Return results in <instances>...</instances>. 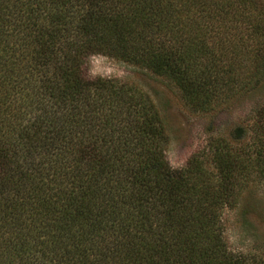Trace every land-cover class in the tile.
I'll return each mask as SVG.
<instances>
[{"label":"trees","instance_id":"obj_1","mask_svg":"<svg viewBox=\"0 0 264 264\" xmlns=\"http://www.w3.org/2000/svg\"><path fill=\"white\" fill-rule=\"evenodd\" d=\"M251 8L0 0V264H262L228 251L221 213L253 175L264 182V106L249 145L213 139L210 167L194 155L173 170L151 100L83 70L92 56L143 69L206 113L264 82V16Z\"/></svg>","mask_w":264,"mask_h":264},{"label":"rangeland","instance_id":"obj_2","mask_svg":"<svg viewBox=\"0 0 264 264\" xmlns=\"http://www.w3.org/2000/svg\"><path fill=\"white\" fill-rule=\"evenodd\" d=\"M254 1L256 11L251 8L252 16H264V0ZM241 32L248 38V33ZM242 45L252 44L247 39ZM249 61L248 55L240 57V63H245L248 71ZM83 70L90 80H115L139 89L151 100L164 124L165 158L173 170L183 169L194 155L210 167L207 151L213 139L223 138L237 147L249 145L252 116L264 106V82L255 91L250 90L251 85L245 86L212 110L200 113L188 108L172 85L143 69L108 57L92 56L86 60ZM221 229L231 254L264 264V182L257 176L253 175L243 187L235 206L222 210Z\"/></svg>","mask_w":264,"mask_h":264}]
</instances>
